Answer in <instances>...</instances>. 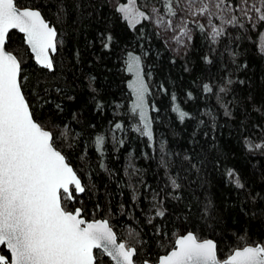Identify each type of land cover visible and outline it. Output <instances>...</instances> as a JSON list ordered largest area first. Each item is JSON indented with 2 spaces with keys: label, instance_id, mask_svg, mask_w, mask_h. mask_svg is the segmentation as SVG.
<instances>
[{
  "label": "trees",
  "instance_id": "16d2710c",
  "mask_svg": "<svg viewBox=\"0 0 264 264\" xmlns=\"http://www.w3.org/2000/svg\"><path fill=\"white\" fill-rule=\"evenodd\" d=\"M19 2L38 7L45 19L56 25L61 34L58 39L64 41L63 47H58L53 56L55 72L35 63L23 35L18 32L9 34L6 47L19 50L18 57L23 60L21 78L28 77L22 89L36 115L41 119L51 116L60 124L70 123L80 134L77 145L64 151L83 182L93 187L91 190L86 188L77 202L68 205V210L81 208L89 221L107 219L122 242L135 243L129 233L138 232L137 239L144 242V251H140V245H137L139 258L147 257L153 264L159 256L172 250L179 236L189 231L201 240H214L221 260L237 248L264 244V216L251 214L253 210L264 209V201H257L255 205L245 203V193L228 183L225 175L227 169H233L249 192L264 195V155L245 147L246 137L254 142L264 141V52L259 50L256 33L248 32L245 37V34L229 29L234 37H242L232 47L239 52L237 64H247V67H237L227 53L219 54L223 49L209 53L206 42L198 33L194 34L187 56L175 55L162 35H157L159 31L152 23L144 21L135 29L129 27L108 0H79L80 9L76 12L73 11V0H66L69 16L63 24L54 18L56 0ZM104 31L111 32L114 37L110 49H102L98 41V33ZM129 53L142 57L143 71L150 77L147 101L155 147L147 137L134 130L140 120L139 115L132 112L135 98L129 87L132 79L127 66ZM206 54L212 57L213 63L204 62L202 57ZM185 65L188 71H185ZM226 74H231L235 81L228 96L230 100L235 98L231 118L223 114L216 96L204 92L201 87L204 83L221 82ZM37 83L50 89L45 96L50 103L43 104V107L39 106L34 95V90L40 91L35 87ZM56 88L60 89L59 93ZM189 92L192 98L188 97ZM173 94L175 101L172 100ZM97 101L102 102V111L97 110ZM57 103L62 106V112L56 111ZM176 104L190 113L191 118L180 122L172 110ZM257 108L260 111H256ZM208 109L217 116L214 130L203 115ZM73 113L76 119H73ZM201 120H205L204 125L199 123ZM117 122L124 125L122 131L115 132L123 139L122 146L112 140V129ZM101 134L106 136L103 157L93 144L94 138ZM162 141L177 162L172 169L174 173L179 171L178 162L185 153L203 161L199 178L188 172L187 178L183 179L185 173H180L183 185L179 190L180 199L175 198V193L168 195L171 189L165 187L168 182L165 169L159 166ZM82 153H86L84 163L80 159ZM130 159L143 170L142 178L150 185L147 192L143 187L139 189L143 193L137 202L139 206L133 203L132 192L125 187L128 182L125 168ZM101 160L111 170V175L99 167ZM87 173L91 174L90 180ZM151 189H163L167 211L163 219L156 217L149 224L150 216L146 215L149 202L144 197L151 198ZM209 199L215 205V218L205 220L199 210ZM241 204L248 215L240 210ZM157 227L159 236L156 235ZM2 253L9 255L5 247ZM105 264L113 263L105 258Z\"/></svg>",
  "mask_w": 264,
  "mask_h": 264
},
{
  "label": "snow or ice",
  "instance_id": "6c2138e0",
  "mask_svg": "<svg viewBox=\"0 0 264 264\" xmlns=\"http://www.w3.org/2000/svg\"><path fill=\"white\" fill-rule=\"evenodd\" d=\"M115 11L120 14L122 21L135 29L144 21H151L157 29L170 33L165 43L171 50L183 58L191 50L194 34L198 33L209 49V53H225L231 63L237 67H247V64H237L239 52L232 44L241 39L240 35L233 36L232 31L246 34L254 32L257 35L259 50L264 52V0H108ZM79 0H73V11H79ZM90 15V13H89ZM69 16L66 0H56L54 18L59 24L66 22ZM11 30H18L24 36V42L34 54L36 63L49 72H55L53 56L58 47H63L64 41L57 31L55 24L47 21L38 7L21 5L19 0H0V245L6 246L10 255L0 254V264H105V258L113 264H152L151 259L139 258L137 245L144 251L143 241L137 239L139 233H129L131 240L118 242L117 233L107 219L87 221L82 217L81 208L68 210V205L77 202L79 194L91 190V184H85L76 169L69 163L64 149H73L79 140V133L70 123L60 124L51 116L41 119L26 99L22 84L28 80L25 75L21 78L22 58L18 57L19 50L6 48L10 40ZM159 36L160 33L157 32ZM114 37L111 32L98 33V41L102 49H110ZM77 57L79 53L75 54ZM205 63H213L210 55L202 57ZM175 63V60L172 61ZM185 65V71H188ZM128 71L134 72L136 79L129 84L135 100L132 112L139 115L140 124L135 131L147 137L155 147V137L152 119L149 116L147 96L150 94L144 79L143 65L140 56L129 53ZM94 80V77L92 78ZM235 83L231 74H226L221 82L204 83L201 87L206 93L216 96L217 104L223 109V114L232 116L233 100L228 99ZM243 84L244 81H239ZM36 101L40 107L50 103L45 99L50 89L35 86ZM91 87V85H90ZM163 91L167 89L163 88ZM58 93L59 88L55 89ZM95 91V89H92ZM43 93V95L41 94ZM192 98V93H187ZM95 99V97H93ZM74 99V97H69ZM176 97L173 94L172 100ZM57 112H62V106L55 104ZM103 104L97 101V110L102 111ZM158 111V109H154ZM180 122L191 118L190 113L176 104L173 109ZM260 111L259 108L255 109ZM203 115L208 119L209 126L214 130L217 116L211 109ZM73 119L76 114L73 113ZM205 124V120L199 122ZM124 125L115 123L112 140L115 144L123 145V139L115 135L122 131ZM195 135V134H194ZM204 135L207 137L208 133ZM215 139V137H213ZM246 149L261 151L264 155V141L254 142L245 138ZM106 136L97 135L93 144L100 156L104 155ZM118 150V149H117ZM159 166L165 169L167 184L170 188L168 195L175 193L180 199L179 190L183 187L180 173H194L200 176L203 161L185 153L180 158L179 171H172L177 166L173 154L168 152L162 141L159 145ZM180 156L179 153L175 154ZM131 156V154H130ZM82 163L86 161V153L80 156ZM99 167L110 175L111 170L101 162ZM143 170L136 167L130 159L125 168L128 182L125 187L132 192V200L138 205L143 195L139 191L150 190L142 178ZM90 180L91 174L87 173ZM227 182L238 191L245 193V203L255 205L264 201V195L249 192L246 185L233 169L225 172ZM163 189H151L149 202L148 223L159 217L163 219L167 209L164 208ZM121 209L124 205H120ZM240 210L245 215L243 204ZM191 211V205L188 206ZM201 218H215V205L211 199L200 208ZM154 212V215H153ZM253 216H264V209L253 210ZM156 235H160L157 227ZM241 240L245 237H240ZM139 258V259H137ZM156 264H264V244L255 243L233 250L223 260L217 257V243L212 239L201 240L189 231L179 236L170 252L159 256Z\"/></svg>",
  "mask_w": 264,
  "mask_h": 264
},
{
  "label": "rangeland",
  "instance_id": "374dc122",
  "mask_svg": "<svg viewBox=\"0 0 264 264\" xmlns=\"http://www.w3.org/2000/svg\"><path fill=\"white\" fill-rule=\"evenodd\" d=\"M119 2H121V3H123L124 2V0H119ZM113 3H115V0H113ZM111 5L113 6V4L111 3ZM114 7V6H113ZM150 23H152L151 21H149ZM157 29V28H156ZM158 31H159V33L162 35V37L165 39V40H167V38H168V36L170 35V33H166V32H164L162 29H157ZM168 45V44H167ZM168 47L170 48V50H171V47H170V45H168ZM172 51V50H171ZM173 52V51H172ZM175 55H177L175 52H173ZM133 56H137V55H134L133 54ZM178 56V55H177ZM142 57H141V63H142ZM128 62H129V59H128ZM128 62H127V66H128ZM143 65V64H142ZM130 74H131V77H132V79H131V83L136 79V77H135V75H134V72H130ZM143 74H144V79H145V81L147 82V85L149 84V82H150V77L149 76H147L146 74H145V72L143 71ZM132 90V89H131ZM133 92V91H132ZM134 98H135V96H134Z\"/></svg>",
  "mask_w": 264,
  "mask_h": 264
},
{
  "label": "water",
  "instance_id": "95a60500",
  "mask_svg": "<svg viewBox=\"0 0 264 264\" xmlns=\"http://www.w3.org/2000/svg\"><path fill=\"white\" fill-rule=\"evenodd\" d=\"M13 31H15V32H18V30H11V32H13ZM10 32V33H11ZM19 33V32H18ZM19 34H21V35H23L22 33H19ZM24 37V36H23ZM26 44V43H25ZM7 46V45H6ZM28 47V46H27ZM7 48V47H6ZM30 50V49H29ZM58 52V51H57ZM31 53V52H30ZM57 54V53H56ZM31 55L33 56V59H34V54H32L31 53ZM34 61H35V59H34ZM35 63H36V61H35ZM37 64V63H36ZM38 65V64H37ZM39 66V65H38ZM40 67V66H39ZM41 68V67H40ZM23 90V89H22ZM74 168V167H73ZM83 181V180H82ZM84 193H82V194H79V196H82ZM82 217L84 218V219H86L84 216H83V213H82ZM87 220V219H86ZM100 220H102V219H100ZM87 221H89V220H87ZM114 229V228H113ZM115 231V230H114ZM186 235V234H185ZM117 240H118V242H122V241H120L119 240V238H118V235H117ZM3 247H5V249L7 250V248H6V246H3V245H0V254H2V252H1V249L3 248ZM242 249V248H241ZM8 251V250H7ZM10 254V253H9ZM217 257H218V259H219V256H218V250H217ZM113 263V262H112ZM153 264V263H152Z\"/></svg>",
  "mask_w": 264,
  "mask_h": 264
},
{
  "label": "flooded vegetation",
  "instance_id": "af4514ba",
  "mask_svg": "<svg viewBox=\"0 0 264 264\" xmlns=\"http://www.w3.org/2000/svg\"><path fill=\"white\" fill-rule=\"evenodd\" d=\"M3 248L1 249V252H2ZM3 254V253H2ZM10 255V254H9Z\"/></svg>",
  "mask_w": 264,
  "mask_h": 264
}]
</instances>
